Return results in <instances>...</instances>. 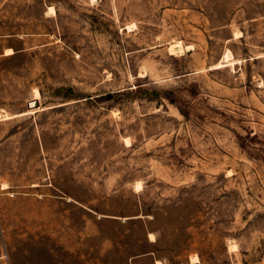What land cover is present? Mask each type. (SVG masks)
Listing matches in <instances>:
<instances>
[{
	"label": "rangeland",
	"instance_id": "374dc122",
	"mask_svg": "<svg viewBox=\"0 0 264 264\" xmlns=\"http://www.w3.org/2000/svg\"><path fill=\"white\" fill-rule=\"evenodd\" d=\"M0 264H264V0H0Z\"/></svg>",
	"mask_w": 264,
	"mask_h": 264
},
{
	"label": "water",
	"instance_id": "95a60500",
	"mask_svg": "<svg viewBox=\"0 0 264 264\" xmlns=\"http://www.w3.org/2000/svg\"><path fill=\"white\" fill-rule=\"evenodd\" d=\"M38 105V101L37 100H34L33 101V106H37Z\"/></svg>",
	"mask_w": 264,
	"mask_h": 264
},
{
	"label": "bare ground",
	"instance_id": "6f19581e",
	"mask_svg": "<svg viewBox=\"0 0 264 264\" xmlns=\"http://www.w3.org/2000/svg\"><path fill=\"white\" fill-rule=\"evenodd\" d=\"M37 95V94H36ZM29 106H33V101H30ZM195 258V257H194Z\"/></svg>",
	"mask_w": 264,
	"mask_h": 264
}]
</instances>
